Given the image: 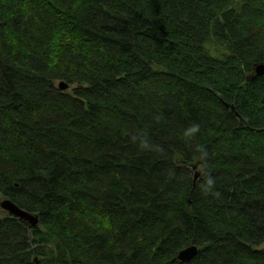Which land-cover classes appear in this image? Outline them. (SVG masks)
Returning a JSON list of instances; mask_svg holds the SVG:
<instances>
[{
    "label": "trees",
    "instance_id": "1",
    "mask_svg": "<svg viewBox=\"0 0 264 264\" xmlns=\"http://www.w3.org/2000/svg\"><path fill=\"white\" fill-rule=\"evenodd\" d=\"M259 65L264 0H0V264H264Z\"/></svg>",
    "mask_w": 264,
    "mask_h": 264
},
{
    "label": "water",
    "instance_id": "2",
    "mask_svg": "<svg viewBox=\"0 0 264 264\" xmlns=\"http://www.w3.org/2000/svg\"><path fill=\"white\" fill-rule=\"evenodd\" d=\"M255 73L257 76H264V65L257 66L255 69ZM68 88H69V86L64 82L59 84V89L63 92L68 90ZM198 168H199V165H196L193 167L194 171H196V174H195L196 180L201 176V173L199 171H197ZM0 207L3 210H5L6 212H8L9 215L14 217L15 219H19V220H22L25 223H27L30 228H36L39 225V218L36 215H33L29 212L22 210L20 207H18L11 200L4 199L0 203ZM198 252H199L198 247L191 246V247L183 250L179 254L178 260L182 263L190 262L197 256Z\"/></svg>",
    "mask_w": 264,
    "mask_h": 264
},
{
    "label": "rangeland",
    "instance_id": "3",
    "mask_svg": "<svg viewBox=\"0 0 264 264\" xmlns=\"http://www.w3.org/2000/svg\"><path fill=\"white\" fill-rule=\"evenodd\" d=\"M69 92H71V90H70ZM3 200H4V198L0 196V203H1ZM8 215H9V213L6 212L5 210H3V209L0 207V216H1V217H7Z\"/></svg>",
    "mask_w": 264,
    "mask_h": 264
}]
</instances>
